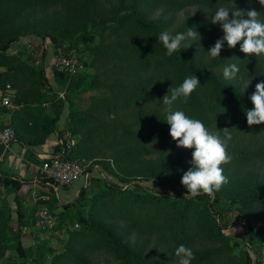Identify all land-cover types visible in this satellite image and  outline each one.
<instances>
[{"label":"trees","instance_id":"1","mask_svg":"<svg viewBox=\"0 0 264 264\" xmlns=\"http://www.w3.org/2000/svg\"><path fill=\"white\" fill-rule=\"evenodd\" d=\"M163 1L181 7L198 6L206 13L202 18L187 19L172 33L186 32L191 27L199 33L201 41L194 42L189 48L181 47L179 52L168 56L158 39L167 28L166 22L161 19L146 20L139 8L141 0H133L128 13L110 18L112 26L102 29H109L116 36V41L107 46L91 47L88 45L91 39L83 33L78 42V46L83 45L88 50L89 66L98 65L97 69L115 78L132 74L129 84L119 85L123 80L115 83L107 88L110 96L103 93L96 99V105L93 104L95 109L106 107L108 114L115 115L112 124H103L95 118V122L87 121L86 117L79 118L73 114L72 98L84 89L87 82L85 75H65L55 70L60 90L64 92V98L58 99L57 93L51 91L43 70L37 68L35 55L24 52V55L18 56L8 52L23 37L32 34L50 36L56 46L62 49L59 37L52 36V32L41 35L38 30H29V25L22 17L30 12L35 15L45 7L63 6L67 20L72 21L71 25L64 23L66 29L75 32L85 24L86 14L97 5V0H0V89L6 92L5 87L9 85L10 91L14 92V109L3 111L8 113L9 124L15 133L13 142L18 141L28 148L43 145L56 131L67 106V130L58 131L61 144L54 147V153L63 160L86 163L85 158L93 156L89 150L92 141L105 135V139L100 141L105 140L111 148L112 168L114 166L126 174V164L135 152L140 151L138 149L148 144L171 141L170 125L166 123L167 106L162 103L163 97L170 95V89L178 87L186 77L195 75L200 86L186 103L183 98L175 101L173 110H181L189 118L200 119L213 131L229 128L232 139H238L239 148L237 145L235 148H238L239 155L252 153L253 156L264 157V123L248 126L245 115L252 107L249 96L256 83L264 82V55H246L239 50V45L229 49L226 43L219 57L212 58L208 52L215 41L223 37V33L218 34L222 30L221 26L211 22L219 7L232 10L237 7L244 11L254 9L264 19V5L259 0ZM62 24L61 21L49 22V26L43 29L51 30ZM189 41L185 40L181 45ZM65 54L69 55L67 52ZM232 63L240 67V72L236 79L229 81L223 77V69ZM122 70L129 73L119 76ZM97 75L92 78V82H87V87L100 86V74L97 72ZM242 80H252L251 87L243 91L239 83ZM138 101L145 102L131 109ZM103 102L108 105L105 106ZM119 109L122 115H126L124 123H119L116 118ZM67 133L72 137L77 134L80 136V140L70 150L67 149ZM24 161L27 167L42 164L29 150ZM145 164L135 171L139 173L137 176H153L156 172L150 163ZM227 165L222 166L224 173L230 168ZM187 167L185 171L191 165ZM104 168L117 175L109 163ZM163 169L167 172L159 175L168 174L175 180L173 193L165 196L136 185L120 189L99 179L90 180V198H87L84 188L79 193L80 204L86 205V212L77 210L73 213L78 228L67 230L62 251L53 255L47 264H100L94 258V254L100 252L106 254L108 264L110 259L114 264H178L175 249L181 244L192 248L195 256L192 264H251L249 259L242 260L234 254L231 238L222 234L226 224L213 216L211 195L202 193L196 197L188 196L180 183L185 171L177 169V164ZM128 172L132 173L133 169ZM246 181L244 185L236 186L234 177L228 178V183L214 192L216 198L213 203L221 204L224 199L238 201L242 210L237 221H244L253 232V223L264 228V173ZM0 185L11 188L7 194L20 188L18 183L1 176ZM31 190L25 197L32 200ZM56 199L52 190H40L37 204L53 206L57 203ZM14 200L17 219L23 228L21 199L16 196ZM65 209L68 211L73 208L67 204ZM9 213L8 204L0 207V255L12 242L14 251L24 257L25 249L19 234L8 224ZM143 234L157 236L155 248L149 250L146 242L137 241L136 238ZM48 251L40 248L37 258L43 259Z\"/></svg>","mask_w":264,"mask_h":264},{"label":"rangeland","instance_id":"2","mask_svg":"<svg viewBox=\"0 0 264 264\" xmlns=\"http://www.w3.org/2000/svg\"><path fill=\"white\" fill-rule=\"evenodd\" d=\"M133 0H97V5L86 14V22L79 27V30L73 32H68L65 24L71 25L72 21H68L63 11V6L59 5L45 7L39 12H36L33 15L31 12L23 16L22 19L29 26V30H38L42 35L44 32L46 34L51 33L52 36L59 37V40L62 41L63 48L60 49L56 46L55 42L51 39L50 36L41 37L34 34L23 37L19 42H17V49L11 48L8 52L13 55H24L33 54L36 57V52H38L37 68H41L43 73L46 72L48 77V84L52 92H62L60 90L59 79L55 74V69L53 67L55 56L58 51L62 53L67 52L69 56L75 58L79 63V69L77 70L78 75H85L87 82H92V78L97 75V72L100 74V86L99 87H87V82L84 86L82 92L72 98L73 104V114L77 115L79 118L86 117L87 121H93V118L97 119V122L103 124H112V119L115 117L114 114H108L106 107H98L95 109V102L98 97L103 93L110 96L107 92V88L114 85L115 83H120L123 80V83L119 85L129 84L132 74H129L125 77L108 76L106 73L101 72V70L96 67L88 65L90 61V56L88 50L84 49L83 45L78 46V42L81 40L83 33L86 34L87 38H90L91 41L88 42V45L91 47L96 46H107L111 42L116 41V36L112 35L109 29L102 30L103 28H108L112 26L113 22L109 19L114 18L115 15L122 16L125 13H128L132 7ZM185 6V5H184ZM181 7L173 2H165L163 0H141L140 11L143 13L146 20H159L165 21L167 28L165 31L173 33L179 26H181L187 19L193 18H202L205 16V12L200 9L198 6H186ZM85 16V15H84ZM61 21L63 24L59 27H53L51 30H46L49 26V22L54 23ZM103 24H102V23ZM65 23V24H64ZM95 25V26H94ZM223 33L222 30L218 33ZM69 35H72L70 37ZM201 41V39L199 40ZM198 42V41H196ZM195 44L193 41H189L181 47L189 48ZM58 48V49H57ZM64 49V51H63ZM25 50V51H23ZM49 53L50 58L53 59V62L45 60L44 69L42 67L43 61L46 53ZM43 54V55H42ZM42 55V56H41ZM210 55V54H209ZM124 63V61H122ZM41 64V65H39ZM75 73V74H76ZM127 71L122 70L119 76L126 75ZM252 80H242L240 83L241 89L247 90L251 87ZM111 99V97H110ZM145 101H138L136 104L132 105L130 108L138 107L142 105ZM106 106V102H103ZM148 107V106H147ZM118 116H116L119 123H124L126 115H122L123 112L121 109L117 110ZM68 114L69 109L66 106L63 110V118H65V127L67 128L68 124ZM92 118V119H91ZM64 130H67V129ZM133 128L132 130H134ZM67 149L70 150L72 146L70 145V140L74 141V144L80 140V136L74 135L73 137L67 133ZM105 135L100 136L92 141L90 150V155H93L92 158H85L87 171L89 173V179L86 183L82 180L79 181L82 183V187H79V183L73 184L76 187L72 188L70 191L65 192L62 189L59 190V196L64 200L71 199V201L62 204L57 199V203L53 206L50 205H38L37 199L26 198L28 192L31 189H38V186L30 187L23 196L19 197L21 204V210L24 214L23 228L20 227V224L17 219L16 213V204L12 193L7 194L6 188L4 185H0V207L6 204L10 207V213L8 215V224L13 229L14 232L19 234V239L22 247L25 249V256L20 257L14 251V245L10 242L8 247L5 249L4 253L0 255V264H39L41 261L42 264H47L50 261V258L62 251L64 243L67 239V230L71 228H78V224L73 216L74 211H80L82 213L86 212V205L80 204L79 193L84 188L87 198H90L92 195L89 193V185L91 184L90 180L99 179L101 181L107 182L109 185H116L120 189L132 188L133 186H139L144 190L153 191L160 196H165L172 194V185H174L175 180L171 179L168 174L159 175L167 170L163 168H169L177 164V169L182 172L185 171L190 164L191 160V149L178 148L176 142L171 139L165 143H153L146 145L139 152H135L130 160H128L126 167L127 173L122 174L114 166L112 168V151L109 148V144L104 140ZM155 144V145H154ZM235 145L239 148L238 139L231 140L228 145L229 154L232 156L230 163H227L230 168L224 173L228 178L234 177L235 185L239 186L244 185L247 181L252 178H257L258 176L263 175L264 173V157L263 156H253L252 153L247 155H239L237 153L238 148H235ZM242 146V143H241ZM130 161V162H129ZM109 163L112 170L115 169L117 175L106 171L104 168L105 164ZM145 163H150L154 172L153 176H137L138 172H135L139 168L146 166ZM227 165V166H228ZM226 167V164L222 165ZM133 169L132 173L128 171ZM171 174V172L169 171ZM35 176V174H34ZM160 176V177H159ZM182 176V175H181ZM125 178L124 181L122 178ZM237 181V183H236ZM72 186V185H71ZM70 186V187H71ZM85 186V187H83ZM43 188V187H41ZM40 190H45L40 189ZM79 190L78 194L77 191ZM187 192V191H186ZM31 194V193H30ZM10 195V196H9ZM188 196H191L188 194ZM24 198V199H23ZM79 198V200H78ZM216 198L215 193L211 194V203L213 204L211 210L213 216L219 220L221 223L226 224L225 229L222 231V234L231 238V245L233 246V252L237 257L249 259L251 264L258 263L264 264V228H261L257 223L252 224V230L245 224V222L237 221V217L241 214L242 210L241 205L238 204V201H231L224 199L221 204H214L213 200ZM45 200H48L45 199ZM67 204H71V210L65 209ZM45 209L48 214L53 218L54 225L51 229L44 228L38 224V215L40 211ZM138 242H146L148 248H155L158 240L156 235H140L136 238ZM40 248L49 250L43 259L37 258V253L40 251ZM95 259L100 264H108L107 256L105 253H96ZM243 260V259H242ZM110 264L114 262L110 259ZM245 262L243 264H247Z\"/></svg>","mask_w":264,"mask_h":264},{"label":"clouds","instance_id":"3","mask_svg":"<svg viewBox=\"0 0 264 264\" xmlns=\"http://www.w3.org/2000/svg\"><path fill=\"white\" fill-rule=\"evenodd\" d=\"M264 5V0H259ZM211 22L221 26L223 37L217 39L209 49L212 58L219 57L225 43L229 49L239 45V50L252 56L264 55V19L256 10L244 11L237 7L232 10L219 7L212 16ZM167 55L171 56L181 50L185 40L196 42L201 39L199 33L189 27L186 32L172 34L168 31L158 37ZM240 67L236 63L229 64L223 69L226 80L236 79ZM200 86L195 75L186 77L178 86L170 89V95L163 97L162 103L167 106L166 123L170 125L169 135L178 148L191 149V167L183 172L180 183L192 197L203 194H213L228 183V177L223 173L222 165L230 163L228 145L232 140L229 128L210 130L200 119L189 118L181 110H173L172 105L179 98L187 102L191 94ZM252 107L247 110L248 126L264 123V82L256 83L255 89L249 96ZM178 264H192L195 259L192 248L183 244L175 249Z\"/></svg>","mask_w":264,"mask_h":264},{"label":"built area","instance_id":"4","mask_svg":"<svg viewBox=\"0 0 264 264\" xmlns=\"http://www.w3.org/2000/svg\"><path fill=\"white\" fill-rule=\"evenodd\" d=\"M54 69L59 74L74 75L79 69V63L72 56L58 51L55 56ZM6 92L0 89V160L5 152H7L14 141L15 133L12 127L8 123L2 122L1 113L9 112L14 109L12 104V95L10 86L5 87ZM58 99L64 98V92H57ZM8 114V113H5ZM70 145H74V141L70 140ZM35 178L33 180L34 186H38V189L31 190V197L35 201L40 189H49L52 191L58 188L70 187L76 182L82 180L86 183L89 179V173L87 171V165L78 161H69L60 159L59 156L47 158L42 161L41 165H32ZM43 187V188H41ZM47 199V197H42ZM38 224L44 228L51 229L54 225V220L47 213L45 209L40 211L38 215Z\"/></svg>","mask_w":264,"mask_h":264},{"label":"crops","instance_id":"5","mask_svg":"<svg viewBox=\"0 0 264 264\" xmlns=\"http://www.w3.org/2000/svg\"><path fill=\"white\" fill-rule=\"evenodd\" d=\"M12 48L17 49L18 46L13 45ZM50 53V52H49ZM47 52L43 61V69H44V62L45 60H50L51 63L53 62V59L50 58V55ZM43 55V54H42ZM41 55V56H42ZM36 57H38V52H36ZM41 65V64H39ZM45 72V69H44ZM45 77L48 80V77L46 75V72L44 73ZM12 92V91H11ZM14 94V93H13ZM2 115V122L3 123H8L9 122V115L5 113H1ZM65 118H63V115L60 117L58 123H57V129L54 133H52L45 141L43 145L37 146V147H25L18 141L13 142L7 152H5L0 160V176L2 178H6L9 180H12L20 185V188L17 191H13L12 197L18 196L21 197L24 194H26L27 190L33 186V180L35 178L34 176V170L31 168L33 164L30 165V167L26 166V163L24 161V156L26 154V151L29 150L34 157H36L39 161H43L47 158L58 156L56 153H54V147L57 145L61 144V139L58 134V131L64 130L65 127ZM81 181V180H80ZM79 183V187H82L81 182H76ZM75 183V184H76ZM76 187L75 185H72L71 187L68 188H58L57 190L53 191L55 193V196L57 200L65 204L71 199H66V196H64V200H62L59 196V190H63L65 192L70 191L72 188ZM9 188H6V191ZM79 190L77 191L78 194ZM10 196V195H9Z\"/></svg>","mask_w":264,"mask_h":264},{"label":"water","instance_id":"6","mask_svg":"<svg viewBox=\"0 0 264 264\" xmlns=\"http://www.w3.org/2000/svg\"><path fill=\"white\" fill-rule=\"evenodd\" d=\"M10 93H11V95H13L14 92H10Z\"/></svg>","mask_w":264,"mask_h":264}]
</instances>
